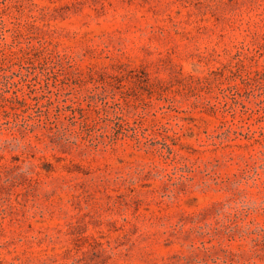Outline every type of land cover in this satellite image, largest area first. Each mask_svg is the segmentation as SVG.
Here are the masks:
<instances>
[{
    "label": "rangeland",
    "instance_id": "374dc122",
    "mask_svg": "<svg viewBox=\"0 0 264 264\" xmlns=\"http://www.w3.org/2000/svg\"><path fill=\"white\" fill-rule=\"evenodd\" d=\"M239 98H264V0H0V264H264Z\"/></svg>",
    "mask_w": 264,
    "mask_h": 264
},
{
    "label": "trees",
    "instance_id": "16d2710c",
    "mask_svg": "<svg viewBox=\"0 0 264 264\" xmlns=\"http://www.w3.org/2000/svg\"><path fill=\"white\" fill-rule=\"evenodd\" d=\"M35 50H43V48H33ZM2 98L4 100H14V101H19L21 102V99L19 98L18 95H14L11 97H7V96H2ZM236 105H239L241 107V111H242V115H245V117H243L241 115V118L239 119V121H241V124L236 125V123L233 122V124H235L239 130L234 129L233 132L239 133L241 135H244L247 138H252V139H258L256 135L258 136H262V134L264 133V125H258L257 127H253V123L252 121H258V120H263L264 118V98H256L253 99L252 103L253 105H247L244 100L242 98H239L237 100H235L234 102ZM2 106V104H0V107ZM232 110L235 112V109L232 108ZM245 119H249L246 120ZM252 120V121H251ZM244 122V124H243ZM17 124L14 125V127ZM55 127V126H54ZM35 128H37V125L33 122H28L26 120H24V126H23V133H27L28 131H33ZM16 129V128H15ZM15 129H11L10 131H12V140H16L17 137L14 134V130ZM47 133L41 132L42 134H47V136L50 138L51 141H59L63 138L62 134H60L58 128H53L52 126L47 127L46 128ZM244 130V131H243ZM123 136L124 134L122 132H118L114 135L111 134H96V135H89V138L87 139L88 144L85 145H93V146H97L99 143H102L104 145L106 144H113L114 142H116V140L120 137ZM134 137L137 138V134L133 133L132 134ZM64 141H68L67 139H65ZM83 143L80 140H75L74 143L78 144V143ZM27 146H29L30 148H33L34 145L32 144V142L30 140H28L25 143Z\"/></svg>",
    "mask_w": 264,
    "mask_h": 264
}]
</instances>
